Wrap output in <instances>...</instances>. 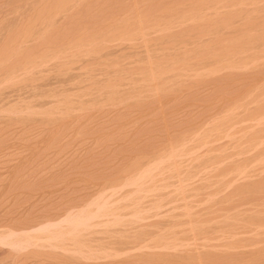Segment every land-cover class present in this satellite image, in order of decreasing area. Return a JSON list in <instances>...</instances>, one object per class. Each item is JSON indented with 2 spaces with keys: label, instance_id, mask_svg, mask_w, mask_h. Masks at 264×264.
<instances>
[{
  "label": "rangeland",
  "instance_id": "1",
  "mask_svg": "<svg viewBox=\"0 0 264 264\" xmlns=\"http://www.w3.org/2000/svg\"><path fill=\"white\" fill-rule=\"evenodd\" d=\"M0 264H264V0H0Z\"/></svg>",
  "mask_w": 264,
  "mask_h": 264
}]
</instances>
